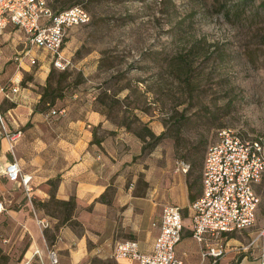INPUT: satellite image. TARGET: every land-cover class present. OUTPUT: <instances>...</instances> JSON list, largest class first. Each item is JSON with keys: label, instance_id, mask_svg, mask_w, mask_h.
I'll return each mask as SVG.
<instances>
[{"label": "rangeland", "instance_id": "374dc122", "mask_svg": "<svg viewBox=\"0 0 264 264\" xmlns=\"http://www.w3.org/2000/svg\"><path fill=\"white\" fill-rule=\"evenodd\" d=\"M260 2L47 0L55 12L79 5L89 14L86 24L65 33L62 46L69 65L61 71L50 64L51 83L62 97L92 102L112 123L134 133L149 121L159 122L160 134L141 141L146 148L142 156L153 154V162L162 166L166 157L173 158V165L187 166L186 179L190 169L193 177L200 174L194 194L201 193L205 152L220 130L243 140L264 138ZM30 50L31 66L36 67L37 57L50 58L43 50ZM60 74L65 78L57 82ZM253 188L259 197L254 223L228 237H237L248 253L257 254L264 246V175ZM33 207L52 224L41 230L50 246L64 212L54 205L43 209L34 202ZM26 248L23 240L17 256Z\"/></svg>", "mask_w": 264, "mask_h": 264}, {"label": "crops", "instance_id": "0c3cea01", "mask_svg": "<svg viewBox=\"0 0 264 264\" xmlns=\"http://www.w3.org/2000/svg\"><path fill=\"white\" fill-rule=\"evenodd\" d=\"M26 49L22 36L11 26L0 34V162L17 160L22 171L31 175L33 197L28 202L18 183L0 178V197L7 201L0 213V250L8 258L5 264L26 260L40 264L33 257L34 249L39 250L43 264L48 263V245L36 224V219L48 220V216L36 212L33 201L48 199V181L55 178V197L74 198L73 219L82 228L79 234L67 223L53 229L50 246L59 264H135L115 258L113 247L119 241L135 240L141 252H149L158 232L153 224L165 204L179 206L183 216L176 256L187 264H208V259L200 257V244L191 237L187 179L173 165V158L166 157L162 166L153 162V154L143 157L137 135L112 123L92 102L64 96L45 110L36 109L50 62L37 57L36 67L31 66L24 55ZM13 86L16 92L11 91ZM2 125L20 131L13 156L7 152ZM146 126L154 135L163 130L156 121ZM194 195L197 199L200 190ZM228 236L223 241L225 254L217 264H230L238 253L236 264H264V246L257 254L248 253L247 245ZM23 240L27 248L17 256Z\"/></svg>", "mask_w": 264, "mask_h": 264}, {"label": "built area", "instance_id": "2783aa9c", "mask_svg": "<svg viewBox=\"0 0 264 264\" xmlns=\"http://www.w3.org/2000/svg\"><path fill=\"white\" fill-rule=\"evenodd\" d=\"M88 21V12L79 5L55 12L47 0H0V34L9 26L17 31L27 46L24 55H28L30 64L35 61L29 52L35 48L49 54L53 68L65 70L69 65L63 54L65 33ZM11 91L16 92L17 88L13 86ZM2 132L7 140V152L13 156L20 131L12 132L2 125ZM180 170L186 172L187 166L182 164ZM263 175L264 138L243 140L231 130L223 129L218 132L217 141L207 147L201 170V195L189 205V230L200 244V257L208 259V264L216 263L224 255V237L254 223L259 197L253 185ZM1 177L18 183L24 198L31 203V175L22 171L14 157L0 162ZM6 202L0 197V213ZM36 224L40 230L50 227L46 219H36ZM153 225L158 232L149 252H141L135 240H123L114 245L113 256L133 260L135 264H187L175 254L184 227L181 208L163 205ZM46 254L47 264H59L53 247H46ZM33 257L43 264L38 249H34ZM28 263L26 260L23 264Z\"/></svg>", "mask_w": 264, "mask_h": 264}, {"label": "trees", "instance_id": "16d2710c", "mask_svg": "<svg viewBox=\"0 0 264 264\" xmlns=\"http://www.w3.org/2000/svg\"><path fill=\"white\" fill-rule=\"evenodd\" d=\"M259 9L261 10V12L264 13V0H261V2L259 3ZM53 74H54V70L50 69L48 76L46 78L45 86H43L41 88L40 99H39L37 107H36V109H38V110H45L46 108L51 107L52 105H54L56 99H59L62 97V92H61V89L59 88V86H57V85L53 86L51 83V78L53 77ZM59 76L61 78L58 79L57 82H59L60 80L65 78V76L63 74H60ZM135 134L140 139V141H142L143 143H145V138L148 136L155 138L154 134L151 132V130L146 125H143V127L141 128V131L135 132ZM159 137L160 136H157L156 139H159ZM145 149L146 148L143 144L142 151H144ZM192 173L193 172L191 169L187 173V184H188L190 201H194V199H195V195L193 194L194 187H195L197 180L200 178V174H197L196 176L193 177ZM57 182H58V178L49 180L48 184L50 185V188H49L48 199L45 201H33V204L35 202L36 205L41 206L43 209L45 207L50 206V205H54L56 207L61 208L63 210L64 214H63L58 226H60L64 223H67L69 226L72 227V229L76 233L79 234L82 231L81 225L76 220L73 219V211L75 209V200L73 197H70L68 200L57 199L55 197V189H56ZM58 226H56L55 228H58ZM79 230H80V232H79ZM52 241H53V236H51V243H52ZM7 259H8L7 256L5 254H3L0 250V264H5L7 262ZM236 263H237V260L231 262L230 264H236ZM214 264H217V262Z\"/></svg>", "mask_w": 264, "mask_h": 264}]
</instances>
